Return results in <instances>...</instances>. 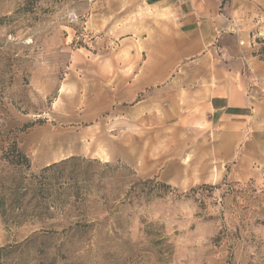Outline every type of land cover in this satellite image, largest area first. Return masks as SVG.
Listing matches in <instances>:
<instances>
[{
	"label": "rangeland",
	"instance_id": "374dc122",
	"mask_svg": "<svg viewBox=\"0 0 264 264\" xmlns=\"http://www.w3.org/2000/svg\"><path fill=\"white\" fill-rule=\"evenodd\" d=\"M223 7L257 51L264 0ZM163 8L0 0V264H264V72L220 177L182 83L137 84Z\"/></svg>",
	"mask_w": 264,
	"mask_h": 264
},
{
	"label": "crops",
	"instance_id": "0c3cea01",
	"mask_svg": "<svg viewBox=\"0 0 264 264\" xmlns=\"http://www.w3.org/2000/svg\"><path fill=\"white\" fill-rule=\"evenodd\" d=\"M153 1L165 5V13L145 22L149 50L137 84H164L170 77L173 87L182 83L174 97L204 108L190 109L188 120L202 124L197 128L200 145L208 146L207 160H213L214 173L221 177L222 165L234 159L260 107L249 91L252 79L264 72L263 61L253 54L256 32L252 25L232 27L223 0Z\"/></svg>",
	"mask_w": 264,
	"mask_h": 264
},
{
	"label": "trees",
	"instance_id": "16d2710c",
	"mask_svg": "<svg viewBox=\"0 0 264 264\" xmlns=\"http://www.w3.org/2000/svg\"><path fill=\"white\" fill-rule=\"evenodd\" d=\"M228 0H223V4L224 5ZM257 42H259L261 45V47L257 50V51H254V55H257L260 59L264 60V38H258L257 39ZM14 149H15V152L18 153V155L24 159V163L25 165L28 167L30 166V160H29V157L21 152L18 148V146L15 144L14 145Z\"/></svg>",
	"mask_w": 264,
	"mask_h": 264
}]
</instances>
